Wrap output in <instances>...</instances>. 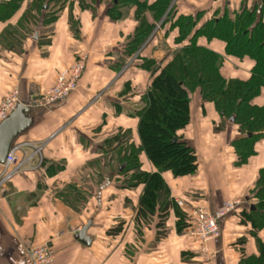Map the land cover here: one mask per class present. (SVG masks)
Wrapping results in <instances>:
<instances>
[{
    "label": "crops",
    "instance_id": "0c3cea01",
    "mask_svg": "<svg viewBox=\"0 0 264 264\" xmlns=\"http://www.w3.org/2000/svg\"><path fill=\"white\" fill-rule=\"evenodd\" d=\"M30 2L25 0L9 19L0 21V104L17 90L19 102L29 107L33 118L32 126L14 142L20 146V169L0 182V264H26V249L44 243L51 244L56 264H239L242 251L252 254L255 240L240 214L254 205L251 192L264 167V138L256 143V154L247 163L237 164L233 145L240 137L237 126L224 121L200 91L191 94V119L179 132L196 150L198 169L183 176L167 170L162 177L173 200L188 214L195 206L216 212L227 201L241 200L235 211L220 220V235L208 242L190 237L186 229L178 230L174 210L166 223V236L157 237L156 222L143 224L138 232L135 216L144 185L121 187L120 153L141 146L135 112L153 79L152 69L140 64L162 52L154 43L164 36L173 44L163 59L156 56V66L163 67L192 35L177 43L180 31L171 28V21L164 22L166 12L139 52L130 56L127 46L138 25L134 9L116 18L99 0L90 6L71 0L49 25L34 13L38 22L31 27L33 15L30 25L24 22L31 27L25 32L18 24H23ZM174 3L176 16L192 15L197 30L216 11L233 16L258 4L261 12L262 0ZM8 28L18 41L6 35ZM197 42L224 56L225 77L251 76L254 60L227 54L225 41L202 35ZM81 59L85 67L79 87L62 101L36 105L35 98L55 85L59 72ZM256 103L264 104V87ZM139 161L143 170L157 171L144 151ZM2 171L0 165V177ZM89 220L92 243L87 246L78 233ZM120 223L121 231L110 234ZM259 236L264 241V230ZM242 237L245 243L239 242Z\"/></svg>",
    "mask_w": 264,
    "mask_h": 264
},
{
    "label": "trees",
    "instance_id": "16d2710c",
    "mask_svg": "<svg viewBox=\"0 0 264 264\" xmlns=\"http://www.w3.org/2000/svg\"><path fill=\"white\" fill-rule=\"evenodd\" d=\"M24 1L1 0L0 21L9 19ZM68 1L32 0L24 14L23 24H18L20 27L23 25L21 31H31V27L37 24L38 19L36 20L34 13H37L39 19L43 16L44 25L53 23L56 14ZM97 1L79 0L85 6ZM99 1L107 4L109 14L116 18L121 17L125 12L123 9L131 7L132 4H137L140 8L135 15L138 25L133 39L128 43L127 55L133 56L139 52L154 31L156 23L162 20L166 12L164 22L171 21V28H178L180 31L176 38L177 43H182L192 35L188 44L174 50L172 59L165 66H156L153 58L143 59L144 62L140 64L147 69L149 66L153 73L152 82L143 93L141 105L135 112L140 119L138 132L141 146L131 150L127 147L122 151L119 166L120 174L124 176L121 187L144 185L135 216L138 232L143 224L156 222L157 237L166 236V223L172 210L177 216L178 230L183 231L189 225L190 216L171 197V190L162 173L170 170L176 176H183L193 174L198 169L196 150L179 135L191 119V94L200 91L205 102L214 103L224 121L234 118L233 123L240 132V137L233 142L238 156L237 164L247 163L256 154V143L264 138V104L256 103V98L264 87V0L261 12L258 4L250 9L241 8L233 16L227 11L222 15L216 11L197 30V20L192 15L176 16L175 0H155L153 3H148V0ZM143 11H148L153 21ZM32 16L31 27H28L24 22L29 24ZM6 35L18 41L11 28L6 30ZM202 35L225 41L226 53L229 55L239 58L248 56L254 60L251 76L248 79L225 77L221 72L224 56L199 45L197 40ZM222 128V124L217 127L218 130ZM142 151L154 164L156 172L150 173L142 169L139 161ZM252 197L256 200L254 207L249 206L240 215L242 222L252 227L251 234L257 253L246 256L242 251L239 264H264V241L259 236L260 231L264 230V167L259 172ZM121 229L120 223L109 233L114 234ZM239 242L245 243L246 239L240 238Z\"/></svg>",
    "mask_w": 264,
    "mask_h": 264
},
{
    "label": "built area",
    "instance_id": "2783aa9c",
    "mask_svg": "<svg viewBox=\"0 0 264 264\" xmlns=\"http://www.w3.org/2000/svg\"><path fill=\"white\" fill-rule=\"evenodd\" d=\"M84 67L85 61L81 59L77 61L74 66L60 71L55 85L35 98L36 105L47 106L64 100L70 92L79 87ZM18 103L19 99L17 90L4 98L0 104V121L7 117ZM19 149V145H13L11 148L6 162L2 165L3 171L0 178L3 180L1 179V183L11 179L20 169L21 163L18 155ZM1 203L2 197L0 196V206ZM241 203V200L227 201L216 212H210L201 206L192 207L189 211L190 220L189 225L185 230V234L197 238L202 242H208L215 239L220 235V220L235 211ZM203 250L208 251V248L204 247ZM25 263L56 264L55 251L50 243L31 245L25 251Z\"/></svg>",
    "mask_w": 264,
    "mask_h": 264
},
{
    "label": "water",
    "instance_id": "95a60500",
    "mask_svg": "<svg viewBox=\"0 0 264 264\" xmlns=\"http://www.w3.org/2000/svg\"><path fill=\"white\" fill-rule=\"evenodd\" d=\"M35 39H38V32L35 34ZM231 121H234L233 117ZM32 124L33 118L30 114L29 107L22 102H19L10 114L0 121V165L6 162L15 140L21 134L25 133ZM91 225L92 221L89 220L78 233L79 241L87 246H90L92 243V238L88 235V230Z\"/></svg>",
    "mask_w": 264,
    "mask_h": 264
},
{
    "label": "rangeland",
    "instance_id": "374dc122",
    "mask_svg": "<svg viewBox=\"0 0 264 264\" xmlns=\"http://www.w3.org/2000/svg\"><path fill=\"white\" fill-rule=\"evenodd\" d=\"M69 1H71V0H69ZM148 3H150V0H148ZM107 5V4H106ZM60 6H62L61 4H60ZM50 8H52L51 7V5H50ZM45 9H47V7L45 8ZM132 9H134L135 10V12L137 13V11H138V9L140 10V8L138 7V5L137 4H132L131 5V7H125V9H123L126 13L127 12H129V11H131ZM146 12V11H145ZM144 11H143V14L145 13ZM125 13V14H126ZM142 13V11L140 12V14ZM147 16H150V14H149V12L147 11L146 13H145ZM144 14V15H145ZM149 14V15H148ZM58 15V13L56 14V16ZM149 20L151 21H153V19H150L149 18ZM158 25V22L156 23V26ZM156 28V27H155ZM172 41L170 42L169 40H168V38H167V40H165V37L163 36V39L162 38H159V39H157V41H155V43H154V45L157 47V48H160V49H162V52H159V54L158 55H156L158 58L159 57H161V59H163L165 56H166V54H167V51L171 48V46H172ZM156 47L154 48L155 50H157L156 49ZM155 55H154V57H153V60H155V63H156V65H158L157 64V57H156ZM165 66V65H164ZM233 122V121H232ZM252 194H253V192H251ZM252 203H255V198H251V200H250ZM122 220V219H121ZM249 228V234H250V237H251V233H252V227H251V225L248 227ZM242 238H245V237H242ZM252 239V238H251ZM256 249V250H255ZM254 250V251H253ZM252 251H253V253L255 254V252L257 253V248H255V247H252ZM252 253V254H253ZM245 255L246 256H250L251 255V253L250 252H247V253H245Z\"/></svg>",
    "mask_w": 264,
    "mask_h": 264
}]
</instances>
